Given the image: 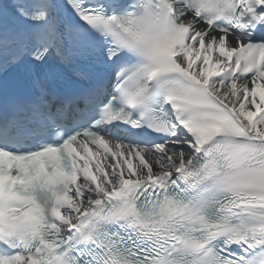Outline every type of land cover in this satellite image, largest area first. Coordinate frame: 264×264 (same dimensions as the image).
Returning <instances> with one entry per match:
<instances>
[{
  "label": "snow or ice",
  "instance_id": "6c2138e0",
  "mask_svg": "<svg viewBox=\"0 0 264 264\" xmlns=\"http://www.w3.org/2000/svg\"><path fill=\"white\" fill-rule=\"evenodd\" d=\"M0 74V264H264V0H0Z\"/></svg>",
  "mask_w": 264,
  "mask_h": 264
}]
</instances>
